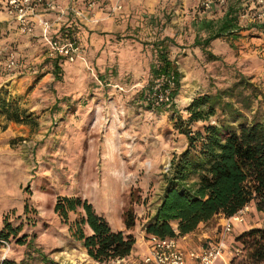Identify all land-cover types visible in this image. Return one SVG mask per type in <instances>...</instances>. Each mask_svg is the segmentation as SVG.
I'll return each instance as SVG.
<instances>
[{"label": "rangeland", "instance_id": "1", "mask_svg": "<svg viewBox=\"0 0 264 264\" xmlns=\"http://www.w3.org/2000/svg\"><path fill=\"white\" fill-rule=\"evenodd\" d=\"M52 1L55 8L46 11L52 20L66 6L84 8L91 18H77L75 38L84 59L65 63L60 77L53 72L49 46L47 51L37 34L19 32L0 8V92L33 118L19 122L0 115V229L6 220L22 225L16 236L0 240V259L91 264L86 254L66 247L51 251L66 227L53 209L57 195L88 197L114 229L124 221L131 191L140 214L152 211L167 164L188 144L178 118L189 117L195 96L233 87L224 99L248 117L264 112V27L258 26L264 20L250 16L254 0H121L122 7L115 9L118 0H97L94 7L89 0ZM230 6L239 10L242 28L237 38L211 40L207 49L220 57L211 59L196 39L209 35L205 22H215L216 29ZM73 18V11L61 15L52 34L59 35ZM165 35L175 41L170 56L182 75L173 99L157 103L148 92L154 81L151 65L157 61L153 42ZM11 48L18 65L7 69L6 51ZM218 117H224L220 108L210 118ZM203 123L192 121L190 126L197 129ZM242 209L244 218L234 221L226 234L229 246L216 264H250L248 247L238 236L264 226V210L254 201ZM221 230L220 224L213 240Z\"/></svg>", "mask_w": 264, "mask_h": 264}, {"label": "trees", "instance_id": "2", "mask_svg": "<svg viewBox=\"0 0 264 264\" xmlns=\"http://www.w3.org/2000/svg\"><path fill=\"white\" fill-rule=\"evenodd\" d=\"M239 10L233 6L222 17L218 27L215 22L207 23L209 35L196 39L211 59L220 58L207 46L219 38H237L241 30ZM264 27L263 25H258ZM80 21L74 18L60 29L65 37L75 38ZM58 35V33H56ZM55 34V35H56ZM59 34V35H60ZM157 61L151 65L153 83L148 92L153 93L156 79H162L163 87H170L171 100L180 86L181 71L170 56V43H175L170 35L153 42ZM233 45V44H232ZM47 51H48V45ZM54 63V74L60 77L62 66L68 63L63 56H49ZM241 79L240 83H245ZM173 81V83H171ZM233 87L204 92L195 96L188 105L189 117L178 118V127L187 136V146L175 154L170 168L164 173L162 192L153 212L140 215L134 207L133 191L130 206L124 211L125 226L133 228L138 219L144 218L143 228L148 234L160 237L184 236L194 231L201 222H206L216 214L231 216L248 203L254 201L259 210H264V112L260 110L248 117L224 94ZM220 108L223 118L211 119ZM19 122H29L33 118L26 109L13 106L0 92V115ZM205 121L202 127L193 129L192 121ZM54 211L61 221L69 225L74 237L82 240L87 253L95 260L104 261L116 256L128 255L136 242L132 232L114 229L107 217L98 212L93 202L78 193L58 194ZM29 211L25 202L24 212ZM76 213L71 219V213ZM91 232H87L88 226ZM22 225H13L6 220L0 229V240L16 236ZM23 241L22 237H17ZM248 247L249 263L264 262V226L250 227L238 236ZM0 264H20L16 259L4 256Z\"/></svg>", "mask_w": 264, "mask_h": 264}, {"label": "built area", "instance_id": "3", "mask_svg": "<svg viewBox=\"0 0 264 264\" xmlns=\"http://www.w3.org/2000/svg\"><path fill=\"white\" fill-rule=\"evenodd\" d=\"M251 17L264 20V0H254ZM209 5V1L205 2ZM88 5L94 7L97 0H89ZM122 7L121 0H118L113 8ZM0 8H3L15 21L19 32L30 35L37 34L39 38L49 46L51 56H63L67 61L73 62L77 59H84L83 48L77 38L60 37L53 35L52 30L61 15L73 11L74 16L81 21L90 20L89 11L76 7L66 6L61 8L55 20L50 19L46 11L48 8H55L52 0H0ZM39 30L37 31V28ZM5 67L10 69L18 65V56L14 48L6 51ZM173 83V81H171ZM154 92L151 93L157 103L171 100L170 87L162 86V79H156L153 85ZM170 168L167 164L166 170ZM231 216H225L222 223L221 234L206 246L199 249L186 250L181 247L176 237H160L156 234H149L150 242L149 253L144 257L140 264H215L219 258H223L228 244L225 236L234 226V221L243 220L242 212ZM95 260V259H94ZM95 264H133L126 256H116L109 260H95Z\"/></svg>", "mask_w": 264, "mask_h": 264}, {"label": "crops", "instance_id": "4", "mask_svg": "<svg viewBox=\"0 0 264 264\" xmlns=\"http://www.w3.org/2000/svg\"><path fill=\"white\" fill-rule=\"evenodd\" d=\"M66 5H68V4H65L63 6H66ZM46 14H47V16H49L48 12H46ZM7 16H8L7 17L8 20H9L11 16L9 14ZM38 30H39V27L37 28V31ZM53 207H54V204H53ZM154 207L152 208L151 212L154 211ZM76 215H77L76 213H73V216H72L71 219H75ZM140 215H142V213ZM219 215H221V216L218 218ZM224 217L225 216L223 214L219 213V214H216L215 216H213L208 221L201 222L194 231H192L190 233H187L184 236H179L177 238L179 245L181 247H183L184 249H186V250L199 249V248H201L203 246H206L207 244H209L213 240L212 237L216 233V230L218 229V226L220 224L222 226L223 222H221V221L224 219ZM108 220L110 221V224H111L112 220H110V218ZM144 220H145V216H144V218L138 219L136 225L133 228H130V229H128L125 226L124 221H122L121 224L117 228V229H123L126 232H132L135 235V237H136V242L134 244V247H133L132 251L127 255L128 259L133 264H140L142 262V260L144 259V257L149 253V248H150L149 247L150 246V242L148 240V235L149 234L145 231V229L142 226V223H143ZM112 227H113V225H112ZM86 230H87V232H91L92 231L89 226L86 228ZM58 238L60 240V243H58L56 245L57 247H55L51 251H54L58 247H59L60 250L63 247H66L65 249L67 251H69V250L71 252L72 251H77V252H80L81 254H86L84 258H86L87 261L90 260L89 262H91V264H95L96 261L94 260V258H92L87 253V250L84 247V245L82 243V240H79V239H77L76 237H74L72 235V233L69 230V225L68 224H66V227H62L61 234H60V236H58ZM53 253H56V252H53ZM219 259H221V258H219ZM216 262H215V264H216Z\"/></svg>", "mask_w": 264, "mask_h": 264}]
</instances>
